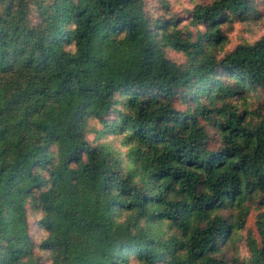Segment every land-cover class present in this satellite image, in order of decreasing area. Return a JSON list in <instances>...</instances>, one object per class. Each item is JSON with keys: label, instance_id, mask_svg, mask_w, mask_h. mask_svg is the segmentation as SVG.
<instances>
[{"label": "trees", "instance_id": "16d2710c", "mask_svg": "<svg viewBox=\"0 0 264 264\" xmlns=\"http://www.w3.org/2000/svg\"><path fill=\"white\" fill-rule=\"evenodd\" d=\"M189 13L0 0V264H231L222 244L253 203L264 264V112L247 104L264 35L225 50L223 27L262 10Z\"/></svg>", "mask_w": 264, "mask_h": 264}, {"label": "rangeland", "instance_id": "374dc122", "mask_svg": "<svg viewBox=\"0 0 264 264\" xmlns=\"http://www.w3.org/2000/svg\"><path fill=\"white\" fill-rule=\"evenodd\" d=\"M212 1L213 0H147V9L154 15L160 17H182L181 25H183L189 22V11L193 9L195 4H208ZM255 3L258 8L262 10L260 18L244 22L227 21L223 25L228 37L225 50H232L238 44L244 42H255L264 35V0H255ZM169 57L179 62H184L186 60V57L182 53L174 50L169 51ZM247 97V104L252 112L260 109L264 112V90L254 92ZM239 102L242 103L243 100H240ZM210 130L213 135L212 144L215 145L218 142L219 134L214 127H211ZM91 138H93V136H91ZM233 210H229L227 213L231 214ZM260 212L261 208L257 203L251 204L250 210L245 217L246 222L244 227L237 232L232 241H230L231 239H228L222 244L225 256L230 259L231 264H250L251 253L248 250L246 238L250 235L258 237L257 220ZM33 229L37 236H39L40 232L38 226L33 224Z\"/></svg>", "mask_w": 264, "mask_h": 264}]
</instances>
